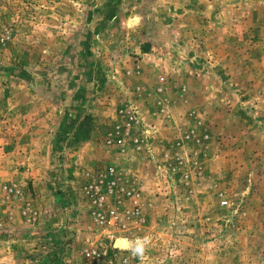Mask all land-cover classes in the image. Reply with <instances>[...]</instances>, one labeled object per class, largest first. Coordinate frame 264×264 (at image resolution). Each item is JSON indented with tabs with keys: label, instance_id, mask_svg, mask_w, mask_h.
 <instances>
[{
	"label": "rangeland",
	"instance_id": "374dc122",
	"mask_svg": "<svg viewBox=\"0 0 264 264\" xmlns=\"http://www.w3.org/2000/svg\"><path fill=\"white\" fill-rule=\"evenodd\" d=\"M0 264H264V0H0Z\"/></svg>",
	"mask_w": 264,
	"mask_h": 264
},
{
	"label": "built area",
	"instance_id": "2783aa9c",
	"mask_svg": "<svg viewBox=\"0 0 264 264\" xmlns=\"http://www.w3.org/2000/svg\"><path fill=\"white\" fill-rule=\"evenodd\" d=\"M128 123L132 125L138 124V119L134 113L129 112L128 114ZM129 133V131H128ZM134 142L139 146L141 140L138 137H132ZM116 140L120 143L125 142L124 137L119 136ZM115 175L114 168H109L103 171H100L98 175L85 186V192L87 193L89 199L95 200L101 207L98 211V218L102 224L115 225L119 228L127 227L129 222H136L142 218V207H143V190L138 186L130 187H117L116 181L112 176ZM118 188L122 192L123 196H126L129 199V205L126 207L121 206V202L124 201L120 198L118 202L114 204L108 203V197ZM222 197L224 196L223 191L221 192ZM223 203H226L227 200L223 199Z\"/></svg>",
	"mask_w": 264,
	"mask_h": 264
},
{
	"label": "clouds",
	"instance_id": "9594fccd",
	"mask_svg": "<svg viewBox=\"0 0 264 264\" xmlns=\"http://www.w3.org/2000/svg\"><path fill=\"white\" fill-rule=\"evenodd\" d=\"M147 243V237H145L143 240L137 241L133 247V253L135 255H140L142 256L145 250V246Z\"/></svg>",
	"mask_w": 264,
	"mask_h": 264
}]
</instances>
